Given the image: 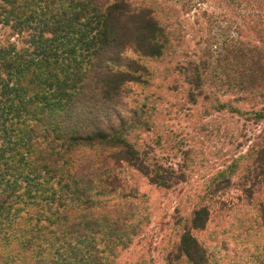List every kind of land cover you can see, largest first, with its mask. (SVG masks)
<instances>
[{"label":"trees","instance_id":"obj_1","mask_svg":"<svg viewBox=\"0 0 264 264\" xmlns=\"http://www.w3.org/2000/svg\"><path fill=\"white\" fill-rule=\"evenodd\" d=\"M204 1L174 0L184 11ZM232 2L255 42L222 48L221 65L198 59L180 69L190 74L192 101L207 99L199 87L211 85L261 121L264 0ZM163 7L164 0H0V264H107L104 254L128 245L137 228L127 175L163 189L183 180L151 154L156 138L140 145L131 138L152 125L141 108L122 102L140 73L126 53L159 58L168 50ZM254 163L264 179V146ZM208 215L204 206L192 210L165 264L205 263L190 232L202 230Z\"/></svg>","mask_w":264,"mask_h":264},{"label":"rangeland","instance_id":"obj_2","mask_svg":"<svg viewBox=\"0 0 264 264\" xmlns=\"http://www.w3.org/2000/svg\"><path fill=\"white\" fill-rule=\"evenodd\" d=\"M164 1L167 7L159 16L171 43L159 58L126 53L140 73L125 85L122 102L126 109L141 108L152 125L148 134L131 138L139 145L156 138L151 154L164 167L181 170L183 180L163 189L128 174L133 193L127 201L137 228L128 245H117L104 257L107 264H165L192 210L204 206L208 221L202 230L190 232L204 249V264H264V179L255 177L254 163L255 150L264 146V119L255 121L243 111L246 104L211 85L199 87L207 99L192 101L187 97L194 88L188 85L190 74L180 69L198 59L221 65L227 56L216 53L222 48L246 39L255 42L252 26L241 20L242 7L232 0H205L197 11ZM203 49L209 50L204 57ZM211 75L202 77L209 82ZM215 101H228L231 109H218Z\"/></svg>","mask_w":264,"mask_h":264}]
</instances>
